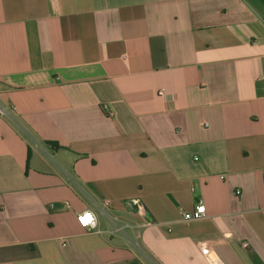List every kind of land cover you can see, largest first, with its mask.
I'll return each instance as SVG.
<instances>
[{
    "label": "crops",
    "instance_id": "crops-1",
    "mask_svg": "<svg viewBox=\"0 0 264 264\" xmlns=\"http://www.w3.org/2000/svg\"><path fill=\"white\" fill-rule=\"evenodd\" d=\"M0 105V264H264V0H0Z\"/></svg>",
    "mask_w": 264,
    "mask_h": 264
},
{
    "label": "built area",
    "instance_id": "built-area-1",
    "mask_svg": "<svg viewBox=\"0 0 264 264\" xmlns=\"http://www.w3.org/2000/svg\"><path fill=\"white\" fill-rule=\"evenodd\" d=\"M160 95L161 96L164 95V92H160ZM15 110L16 108L14 106L5 107L0 105V119L10 118L12 116L13 111ZM205 126L207 127L208 124L206 123ZM237 194H240V192H237ZM108 209H109L108 202H104L102 205L99 204L96 205V210L105 217H107L113 224V229L109 230L107 233H109L110 235L125 233L126 229H128L129 226L125 224H121L116 219H114L108 212ZM89 213L93 215L94 221H89L87 219V215ZM206 216H207L206 206L200 202L194 207L193 211L182 213V220L187 223V222L203 219ZM77 222L80 225V227H82L88 232H92V231L101 232L100 230H98V216L94 211L86 210L79 213L77 215Z\"/></svg>",
    "mask_w": 264,
    "mask_h": 264
},
{
    "label": "clouds",
    "instance_id": "clouds-1",
    "mask_svg": "<svg viewBox=\"0 0 264 264\" xmlns=\"http://www.w3.org/2000/svg\"><path fill=\"white\" fill-rule=\"evenodd\" d=\"M90 218V219H89ZM87 219L89 220V221H94V217H93V215L91 214V213H89L88 215H87Z\"/></svg>",
    "mask_w": 264,
    "mask_h": 264
},
{
    "label": "snow or ice",
    "instance_id": "snow-or-ice-1",
    "mask_svg": "<svg viewBox=\"0 0 264 264\" xmlns=\"http://www.w3.org/2000/svg\"><path fill=\"white\" fill-rule=\"evenodd\" d=\"M90 219V218H89Z\"/></svg>",
    "mask_w": 264,
    "mask_h": 264
}]
</instances>
